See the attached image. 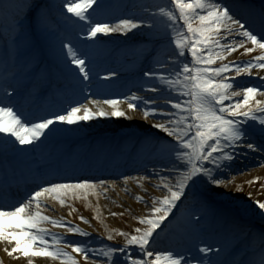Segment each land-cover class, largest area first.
Segmentation results:
<instances>
[{"label":"snow or ice","instance_id":"1","mask_svg":"<svg viewBox=\"0 0 264 264\" xmlns=\"http://www.w3.org/2000/svg\"><path fill=\"white\" fill-rule=\"evenodd\" d=\"M63 7L78 21L86 24V40H95L98 35L120 34L127 36L134 30H147L152 36L162 35L168 41L165 60L154 59L159 67L150 68L142 73L158 86L149 89L161 94L166 90L168 96L161 103L153 98H145L133 93L131 96L90 100L96 110L82 100L67 98L60 104L39 108V115L14 102L13 94L19 90L9 85L4 89L5 99H0V157L20 156L25 153L21 146L33 149L52 139L64 125H79L94 118L126 117L121 103L126 101L127 108L135 111L140 105L143 118H158L162 122L148 123V127L158 134L143 137L161 162H167V169L151 175L158 176L167 195L153 202L150 213L139 217L140 227L134 234L120 232L125 243L120 246L90 248L86 242H62L66 236L53 232L44 225L62 228L65 233L88 237L90 234L69 220L53 218L45 214L49 200L61 205L76 198H87L98 189L107 192L104 180L85 176L68 175L69 169L58 164L47 167L37 165L33 172L34 187L23 199L10 197L12 184L5 178L0 182V242L6 247L8 256L18 254L25 258H49L53 264H78L75 254H82L87 261L89 256L99 255L108 264H219L218 258L223 247L215 248L204 241L197 246L199 258L185 255L175 249L150 250L156 237L167 227L170 218L175 219L179 205L189 198V192L197 180H206L219 186L218 178L222 170L231 167L236 149L244 141L254 138V134L264 137V99H256L257 94L264 96V76H253V69L264 70V28L257 32L245 27L223 0H167L166 5H155L156 11L148 13V21L135 15L117 18L114 23L95 22L93 13L103 9L101 0H64ZM13 24L23 30L25 22L34 23L37 29L45 26L46 12L38 0H27L23 4H13L11 0H0V14L12 12ZM91 10V11H90ZM20 12L24 16L20 17ZM223 32V35L221 34ZM239 37V39H237ZM231 38L228 44L221 40ZM66 56L78 73L79 92L89 97V85L94 69V59L87 51H78L71 43L63 45ZM242 49L243 54H260L247 61H228L227 57ZM159 50H157V55ZM220 61L219 66L216 62ZM235 72V76L226 74ZM258 79L257 86H245L241 92L232 91L241 75ZM117 72L109 71L103 78L109 80ZM174 94V95H173ZM234 97H238L233 100ZM227 102V103H226ZM110 106L111 110H106ZM170 108V111L164 109ZM253 149L255 145L247 144ZM163 173V174H162ZM131 179L125 176L124 180ZM10 199L14 202H8ZM138 199H143L138 197ZM259 214L264 217V202H254ZM117 215V213H112ZM85 223L89 221L80 217ZM203 215L191 216V223L199 226ZM264 237V233L261 234ZM112 240L110 234L107 237ZM11 245V247H7ZM67 249H71L68 251ZM211 254V257L208 256ZM2 264V262H0ZM32 264V260H28ZM253 264H264V248Z\"/></svg>","mask_w":264,"mask_h":264},{"label":"rangeland","instance_id":"2","mask_svg":"<svg viewBox=\"0 0 264 264\" xmlns=\"http://www.w3.org/2000/svg\"><path fill=\"white\" fill-rule=\"evenodd\" d=\"M52 1H55L53 6L56 10L65 12L66 16L58 14L61 19L56 21L58 24L57 30L47 23L50 19H53L54 21L57 19H55V17L52 18L53 14L48 15V11H45L46 21L41 33L45 35L46 32L50 37L48 41L54 43L56 47L59 48L58 54L60 60L63 62L67 70L61 72V75H57L54 83L55 85H61L62 88L69 91L67 98L81 100L84 97V94L79 92L80 82L76 79L78 73L75 71V66L70 64V61L66 56V48L63 47V45L69 43L75 47V43L69 39L72 37L76 38L79 43L78 51H87L89 55L94 59H97V61L98 59H107L106 55L103 54V51H99L100 44L102 43H107L110 47H117L119 53L126 50L125 54L121 57H117L120 61L113 60L109 62L107 60L109 64L103 68H98L94 65L90 80L84 82L89 85L87 89L89 97H84V103H87L90 99L103 101L108 98L131 96L133 93L145 98L151 97L161 103L165 102V99L168 96L167 91L160 89L161 94L159 96L157 93L149 91V89L157 87L159 82L148 79V82L150 83H147V78L145 77V79H143L144 76L142 73L148 71L150 68L159 67L153 63V60L156 59V57L160 60L166 59L164 54L165 51L168 50L166 47L168 44L166 38H163L162 35L152 36L147 30L141 29L134 30V32L129 33L127 36L120 34H110L108 36L98 35L95 40H86V32L84 31L86 24L82 21H78L77 18L72 16V14L67 13L66 9L63 7L64 0ZM6 2H8V0H6ZM24 2L25 0H11V3L14 5L23 4ZM27 2L31 3L32 0H27ZM40 2L42 1L38 0V3L41 5ZM101 2H103V0H101ZM223 2L231 8L237 19H241L242 23H245V21L247 22L245 23V27L254 28L257 32L264 28V0H223ZM48 4L51 3L48 2L41 6L46 9ZM102 4L104 5L103 9H98L92 14L95 22H103L98 16L110 9L125 10L130 12L131 15L143 17L146 22H150L148 21V13L145 12L144 9L155 12V5H166L167 0H115L110 3ZM15 12L16 9L13 8L12 12L0 14V29L2 28V32L7 36H13L14 40H16L14 41L15 47H13V60L10 61L11 68L7 69L4 74L0 71V99H5V84L12 85L19 90V95H16L15 93L13 94L14 102L17 104H23L25 107L34 104L33 108L30 107L27 109L34 114L39 115L41 114L38 111L39 106L46 101L45 97L41 96L47 88L37 87L36 93L27 94L30 86L26 83V81H28V76H26L25 73H28L31 70H37L38 66H26V60L20 61L19 56L26 49H24L25 46L21 47L23 45L22 38H20L21 29L13 25L12 17ZM24 14V12H20V17L22 18ZM29 28V22L26 21L23 32L27 31ZM221 34L223 35V32ZM237 39H239V37H237ZM121 42L134 44L133 49L128 50V48L122 47L124 49L120 50L121 47L118 44ZM230 42L231 38L221 40V44H228ZM104 49L106 54L111 52V50L107 48ZM152 50L154 51L152 56L150 55L147 59H144V53L147 51L151 52ZM157 50H159L158 55ZM242 51L243 50L240 49L237 50V52L232 53L227 57L225 62L247 61L260 54L259 50H257L252 54L242 55ZM38 52V49L33 50V57L36 56L33 60H36L38 57L41 58V56H37ZM136 52H140L139 55H135ZM127 58L145 60L143 63L145 65H143V68L136 73L133 68L119 64L122 59ZM38 63L39 62H37V64ZM95 63L96 62H94V64ZM219 65L220 61H217L214 66ZM15 68L18 69L13 70ZM136 69H138V66ZM109 71L117 72V76L109 80L103 79ZM65 72H67L68 75ZM257 73L259 76H264V70L253 69V76H256ZM134 74L135 76L133 79L128 81L127 78L130 76L132 77ZM226 75L232 77L235 76V72H229ZM49 78V76L43 77L44 80ZM61 79L62 81L59 83L58 81ZM64 79H68L65 84L63 83ZM122 81H125V83L121 84ZM230 82H233L234 84L232 91L238 93L241 92L242 87L257 86L259 84L258 79L246 77L243 74L240 77H237L236 81ZM18 83L23 88L22 91H20L21 88H18ZM42 85L49 87L47 86V82H44ZM8 91L12 92L13 89L10 87ZM236 98L238 97H234L233 100ZM259 98L260 97H258L257 94L256 99ZM123 104L127 106L126 101L121 103V107ZM46 106L48 107L49 105ZM164 110L170 111L171 109L166 108ZM124 111L127 113L126 117L94 118L93 120H106L107 122L103 123L102 126L105 130L109 131V133L111 132V125L118 127L121 123L127 125L128 132L125 133H130V135L136 136L135 144L138 143L136 149H132L131 147L122 144L121 149L119 150L120 152L128 154L132 151L130 155H127L122 161L117 160L116 162H120H114L109 165L107 164L104 168L105 170L96 168L91 170L93 176L89 173L75 176L88 175L85 177L105 181H119L124 179L125 176L130 178L142 176L146 177L145 179L147 181L141 183L137 182V180L134 183V186L131 187L128 183H126V185L122 184V187H115L113 189L104 186L107 188V192L101 190L97 191L96 196L106 203V206L102 207L105 211L104 214H101V209L95 214V212L78 206L79 204L84 206L83 202L89 203L91 198L88 196L86 199L76 198L75 200H70L68 205L70 208H74L73 210H75L79 218V221L71 222L79 225L90 235L88 237H82L77 234L65 233V230L62 228H53L51 225H44L45 227L52 229L53 232L64 234L67 239L62 242H86L88 247L96 249L107 246L123 245L125 243V237L119 235V233L127 232L134 234V229L141 226L139 224V217L149 214L153 202L157 200V198H161L159 192L164 190V188L157 187L161 181L158 176L151 175V172L153 169L161 172L166 161L161 162L158 155L153 152L152 148L148 144L143 143L142 140L143 137L147 135L155 136L158 134L148 127L149 122L157 123L162 121L158 118L149 116L148 122H145L143 118V108L140 105H138L135 111L129 110L128 108H125ZM131 113H136L137 116L141 117V122L146 124V130L144 132L136 131L134 124L130 121L131 119L129 116ZM110 119H113V123L108 122ZM79 126L82 127V129H85L87 133L93 131V125L89 121L81 122ZM67 136H71V133L62 128L59 133L50 139L52 140V143L49 144L50 148H52L55 141L66 139ZM115 136L117 137V134H115ZM116 137L108 141L109 148L113 147ZM0 138H2V136H0ZM253 139L258 142L255 150H253V152H248L247 150L242 149L237 151L235 161L231 167L223 169V174L218 175V178L223 181L221 185L216 186L209 182H205V180H197L196 184L193 185L192 190L189 192V198L179 205V211H176L175 219L170 218V220L166 222L167 227L162 225L163 231H161L159 236L156 237V243L150 250L164 251L175 249L184 252V250L187 249L188 251L184 252L185 255L199 258L203 255L197 250L198 245L200 247L203 246L200 241H204L215 248L223 247V249H229L231 247V242L236 241L237 244L239 243L237 248L231 251L228 256L225 257V260L221 261L222 255L225 252L228 253L229 250L222 251L218 258H214L219 261V264H236V261L240 258V253L246 254L244 261L240 264H253L254 260H258L261 249L264 248V237L261 235L264 233V217L259 214L254 202L257 200L264 202V141L260 140L256 134H254ZM123 142L126 143L125 140H123ZM91 144L97 148L100 146V143L94 139L89 141L88 145ZM76 147L77 146H75L74 143L71 146L73 156L78 158V162H82L84 154L78 156L75 150ZM32 150L33 148L31 146L25 148V151L30 152ZM52 151L53 150H50V152ZM90 153L95 154V150ZM13 157H15V159H10V156L8 158L0 157V164H2L1 159H5L6 161H11L15 167L19 168V158L21 155ZM128 161H131L136 167L133 169L128 168V166H126ZM242 165H247V168H241V170L231 172L234 168L241 167ZM5 168L10 172V179L12 180V170L8 168L7 164H5L3 169H0V174ZM232 175H234L233 177L241 175V177L239 180H235L232 178ZM138 197H142L143 199H138ZM70 205L73 206L71 207ZM221 205L226 209L223 212L216 210ZM45 209L48 208L46 207ZM112 213H117V215H112ZM193 213L198 216H204V219L199 226L191 223V216ZM223 213H229L231 216L227 218L228 225L225 224L222 228L220 227L222 224L220 220ZM81 216L89 222L85 223L80 219ZM96 217H99L100 219H97ZM110 219L114 222L113 224L108 223V220ZM110 234L113 236L112 240L107 239ZM158 243H164V246H157ZM67 250L71 251V249ZM73 255L76 256L78 264H108V261L99 258L98 254L96 256L90 255L87 261L83 258L82 254L73 253ZM208 256L211 257V254H208ZM11 257L24 259L27 264L29 259L32 260V264H38L39 260L45 261V259H49L37 257L25 258L18 256V254H14ZM0 262L6 264L1 252Z\"/></svg>","mask_w":264,"mask_h":264},{"label":"bare ground","instance_id":"3","mask_svg":"<svg viewBox=\"0 0 264 264\" xmlns=\"http://www.w3.org/2000/svg\"><path fill=\"white\" fill-rule=\"evenodd\" d=\"M120 16V14H118V17ZM128 16H132L131 14H127L126 13V17L128 18ZM258 97H260L259 99H264V96H260L258 94ZM90 100H96V99H90ZM90 100H88V102L86 103L89 107H92L93 110L97 109L96 105H93L90 103ZM100 101V100H99ZM102 103V101H101ZM106 110H111L110 106H105ZM125 108H127V106H125V104L122 105L121 109L125 110ZM130 117V121H132V123L134 124L136 131L137 132H144L146 130V124L144 122H141L142 119L141 117L137 116L136 113H131ZM92 125H93V131L95 132H102V133H107L109 131L105 130L104 127L102 126L103 123L107 122L106 120H91L89 121ZM109 123H113V119H110L108 121ZM62 128L68 130L71 133V136H84L85 134H87V131L85 129H82V127H80L79 125H64ZM111 132L110 133H116V132H128L127 129V125H124L123 123L120 124V126H115V125H111L110 126ZM258 135V134H256ZM0 136H2V134H0ZM258 137L260 138V140L264 141V137H261L260 135H258ZM252 143L255 145V147L258 145V142L255 139H249L243 142V144L238 147L236 149V153L237 151L242 150H247L248 152L251 151L253 152V150H255V148L253 149H249L247 148V144ZM23 148H25L26 146H21ZM26 161L24 163L25 167V173L30 175V172L33 171L37 165H41V167H45V165L42 162H38L37 159L32 158V156L30 154L26 155L25 157ZM235 161V159L231 162V165L233 164V162ZM168 165L167 162L164 163V167L163 169H167ZM240 168V169H239ZM241 168H247V165H242L241 167L238 168H234L231 172H235L237 170H241ZM162 170V169H161ZM20 174L22 173L21 170L18 171ZM230 172V173H231ZM234 175H232V178H234L235 180H239L241 175H236L235 177H233ZM146 177H142V176H137V177H131V179L125 181L124 179L119 180V181H107L106 180V184L104 186H108L109 188L113 189V188H119L122 187L123 185H126V183H128L131 186H134V183L137 182H141V183H145L147 180L145 179ZM105 181V180H104ZM205 182H208L205 180ZM127 184V185H128ZM100 189H98L97 191H99ZM97 192L95 194H90L88 195L89 198H91V201L89 203L83 202L84 206L79 204L78 206L84 208V209H88L92 212H96L101 209V214L105 213L104 209H102V207L106 206V203L103 202L102 199H99V197L96 196ZM160 197L162 198L164 195H167V191L166 189L162 190L159 192ZM213 194V193H212ZM20 199V197H19ZM85 199V198H83ZM75 200V199H73ZM70 202L61 205L59 202L57 201H53V200H49V206H47L48 209H45V214L49 215L53 218H61L63 217L66 220L69 221H73V222H77L79 221V218L75 212V210H73L74 208H70L69 204ZM71 207L73 205H70ZM76 206V205H75ZM77 207V206H76ZM57 216V217H54ZM97 219H100L99 217H96ZM111 220V219H110ZM108 220V223L113 224L114 222L111 220ZM157 246H164V243H158ZM6 247V245L3 242H0V252L3 255L4 261L6 262V264H27L25 262L24 259H16L14 257H10L8 256V254L4 251V248ZM7 247H11V245H7ZM60 262H55V264H58ZM38 264H53V262L50 259H45V261L39 260Z\"/></svg>","mask_w":264,"mask_h":264}]
</instances>
